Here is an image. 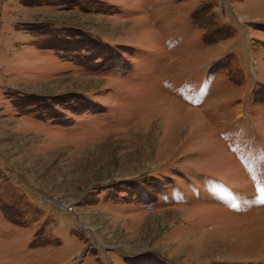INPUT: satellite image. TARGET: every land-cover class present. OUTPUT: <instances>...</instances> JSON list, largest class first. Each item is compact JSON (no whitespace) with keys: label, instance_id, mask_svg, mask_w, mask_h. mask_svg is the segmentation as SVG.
I'll return each mask as SVG.
<instances>
[{"label":"rangeland","instance_id":"rangeland-1","mask_svg":"<svg viewBox=\"0 0 264 264\" xmlns=\"http://www.w3.org/2000/svg\"><path fill=\"white\" fill-rule=\"evenodd\" d=\"M0 264H264V0H0Z\"/></svg>","mask_w":264,"mask_h":264},{"label":"built area","instance_id":"built-area-1","mask_svg":"<svg viewBox=\"0 0 264 264\" xmlns=\"http://www.w3.org/2000/svg\"><path fill=\"white\" fill-rule=\"evenodd\" d=\"M48 199V201H50V202H57V201H54L53 199H51V198H47ZM58 203V205H60V206H64V207H66L63 203H61L60 201L59 202H57ZM70 210H72V209H70Z\"/></svg>","mask_w":264,"mask_h":264}]
</instances>
